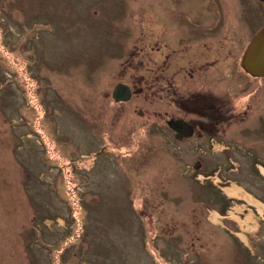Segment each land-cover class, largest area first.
Listing matches in <instances>:
<instances>
[{
	"label": "rangeland",
	"instance_id": "1",
	"mask_svg": "<svg viewBox=\"0 0 264 264\" xmlns=\"http://www.w3.org/2000/svg\"><path fill=\"white\" fill-rule=\"evenodd\" d=\"M239 1L221 21L210 0H0V264H264V76L233 61L264 7ZM207 23L224 40L211 107L232 105L240 148L198 133L177 147L151 123L173 114L160 58L174 67L180 35L207 55ZM118 82L130 101L112 100Z\"/></svg>",
	"mask_w": 264,
	"mask_h": 264
},
{
	"label": "flooded vegetation",
	"instance_id": "2",
	"mask_svg": "<svg viewBox=\"0 0 264 264\" xmlns=\"http://www.w3.org/2000/svg\"><path fill=\"white\" fill-rule=\"evenodd\" d=\"M256 1V2H255ZM254 5L257 7L255 10L252 9L251 16L259 17L261 15V6L264 7V1L261 0H255ZM210 3L213 4V9L215 11L220 12L218 14V18L222 21L229 17H232L234 15L239 16L242 12L245 15V9L246 6L244 2H241L238 0V3L241 5V11L237 14H234L232 10H230V6L224 8L221 4H219V1L217 0H210ZM219 7V9L217 8ZM248 7H252L251 5H248ZM218 9V10H217ZM233 9V8H232ZM249 12V8H248ZM226 13V15L224 14ZM241 16V15H240ZM264 16V15H263ZM198 17V16H197ZM196 17V18H197ZM242 17V16H241ZM214 23H207L203 26L207 28L206 34H202L200 37V41L202 42V51H206L208 54L204 55L201 54V52L197 51V49L192 50L191 47L187 44V42L182 38L180 35L177 39V45L179 47L175 50H172V53L174 52L175 59L173 60L174 67H167L168 63L165 60H162L160 58L158 65H157V92L159 99L167 103L168 107L171 108V112L173 114L169 115L168 111L166 109H163L160 113H158V117L160 118L161 123L158 122H151L155 125L161 126V129L159 130V133L165 134L166 131H168L172 137L174 138V145L181 146V145H192L191 141L193 139V136L195 133H198L199 135H196L197 138H199L201 145H211L213 141L215 140L214 137L220 136L219 138L221 140L226 138V144H232L236 147H239L241 144L239 142V135L237 136L232 135L231 137H225V128H228V121L227 117H229L230 114H233V110H229L230 105H224L221 108L213 109L211 107V102H213L214 96L210 92V85L214 84L215 79V69L213 68V64L215 60H213V53L211 51V46H209L210 43H215L218 45L221 49H223V42L221 38L216 40V33H218L220 26L217 28V32L214 33L213 26ZM239 25V24H238ZM240 29L238 31V35L244 32V28L239 25ZM256 30L251 31V36L248 39L247 43H250L252 37L256 33ZM239 37V36H238ZM227 42V41H225ZM234 44L236 43L235 40H233ZM246 42L244 45L238 49L237 54L234 56L233 61L237 60V64L239 66V69L243 70L239 73V76L242 75V77H246L247 80L243 81H252L254 78L260 77V75H252L250 72H247L245 68L242 65L243 59L246 56L247 52V44ZM188 45V46H187ZM237 45H233V48L236 49ZM249 45V44H248ZM236 46V47H235ZM167 55V52H164ZM170 54V51L168 52ZM227 53H229L227 51ZM232 53V52H230ZM164 54V55H165ZM220 54L219 51H217V55ZM169 56V55H168ZM170 57V56H169ZM168 58V57H165ZM178 59V60H177ZM242 66V67H241ZM174 69L173 75L177 76V79L170 81L166 79V72L168 70ZM155 80V79H154ZM125 81V80H124ZM129 81V80H127ZM145 81H150L145 80ZM118 87L122 89L121 92L126 91L129 92V98L130 101L133 96H135V90L136 87L134 85H128L123 82H118ZM117 84L114 86V88L111 90L110 96L113 98V92L115 91V88L117 87ZM237 84V83H236ZM152 84H149V86H144L141 89L147 95L148 97L151 96V87ZM237 94L242 95L245 94L247 83L243 82L241 84L240 82L237 84ZM259 90V84H257L255 91ZM124 93V92H123ZM236 95V94H235ZM218 99V98H217ZM115 101V100H114ZM225 101V100H224ZM120 102V101H119ZM127 102V101H122ZM121 103V102H120ZM232 107V105H231ZM189 116H194L193 118H187ZM219 117H225L224 120H219ZM170 121H177L178 125H175L176 129H173L169 126ZM218 124L224 125V127L221 128V130H218ZM218 132H216V131ZM215 131V132H214ZM164 140V139H163ZM216 141V140H215ZM219 142V141H216ZM164 143V142H163ZM187 143V144H185ZM206 145V146H208ZM240 148V147H239ZM235 154V152H234ZM225 200V199H224Z\"/></svg>",
	"mask_w": 264,
	"mask_h": 264
},
{
	"label": "water",
	"instance_id": "3",
	"mask_svg": "<svg viewBox=\"0 0 264 264\" xmlns=\"http://www.w3.org/2000/svg\"><path fill=\"white\" fill-rule=\"evenodd\" d=\"M243 67L252 75L264 76V29L256 33L247 48L246 56L242 62ZM118 86L113 92L115 101H126L129 98V92L123 91ZM177 121H170L168 124L171 128L176 129Z\"/></svg>",
	"mask_w": 264,
	"mask_h": 264
},
{
	"label": "bare ground",
	"instance_id": "4",
	"mask_svg": "<svg viewBox=\"0 0 264 264\" xmlns=\"http://www.w3.org/2000/svg\"><path fill=\"white\" fill-rule=\"evenodd\" d=\"M262 172H263V174H264V169L262 170ZM214 217L216 218L217 216L216 215H214ZM242 237V236H241ZM243 238V237H242ZM244 239V238H243ZM245 240V239H244Z\"/></svg>",
	"mask_w": 264,
	"mask_h": 264
},
{
	"label": "trees",
	"instance_id": "5",
	"mask_svg": "<svg viewBox=\"0 0 264 264\" xmlns=\"http://www.w3.org/2000/svg\"><path fill=\"white\" fill-rule=\"evenodd\" d=\"M264 167V166H263Z\"/></svg>",
	"mask_w": 264,
	"mask_h": 264
}]
</instances>
